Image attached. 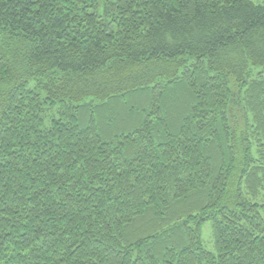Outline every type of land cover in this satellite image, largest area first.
<instances>
[{
  "label": "trees",
  "instance_id": "1",
  "mask_svg": "<svg viewBox=\"0 0 264 264\" xmlns=\"http://www.w3.org/2000/svg\"><path fill=\"white\" fill-rule=\"evenodd\" d=\"M0 264H264V4L0 0Z\"/></svg>",
  "mask_w": 264,
  "mask_h": 264
},
{
  "label": "rangeland",
  "instance_id": "2",
  "mask_svg": "<svg viewBox=\"0 0 264 264\" xmlns=\"http://www.w3.org/2000/svg\"><path fill=\"white\" fill-rule=\"evenodd\" d=\"M257 3H262L264 4V0H253ZM236 86V85H235ZM236 87H235V91H236ZM237 113L239 114L240 111H237ZM203 239H204V243L205 245L209 248V249H213L214 245H213V239H212V230H211V225L210 223H206L203 226Z\"/></svg>",
  "mask_w": 264,
  "mask_h": 264
}]
</instances>
